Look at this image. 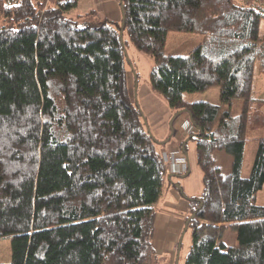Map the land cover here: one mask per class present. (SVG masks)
I'll return each mask as SVG.
<instances>
[{
	"label": "trees",
	"instance_id": "16d2710c",
	"mask_svg": "<svg viewBox=\"0 0 264 264\" xmlns=\"http://www.w3.org/2000/svg\"><path fill=\"white\" fill-rule=\"evenodd\" d=\"M79 0H0V238L9 264H148L169 172L164 150L127 85L123 32L155 60L152 88L187 113L204 190L190 198L185 264H264V137L242 175L250 126L264 121L253 95L264 74V0H119L122 23L72 14ZM170 30L203 41L167 55ZM219 85L233 115L185 92ZM160 145V146H159ZM215 150L233 155L223 173ZM186 154L185 150H180ZM237 244L223 241L226 229Z\"/></svg>",
	"mask_w": 264,
	"mask_h": 264
},
{
	"label": "rangeland",
	"instance_id": "374dc122",
	"mask_svg": "<svg viewBox=\"0 0 264 264\" xmlns=\"http://www.w3.org/2000/svg\"><path fill=\"white\" fill-rule=\"evenodd\" d=\"M91 19L93 18H90V20ZM93 20L94 22L96 21L95 19ZM103 21L105 20L101 19L100 22L98 21L97 24L103 23ZM108 22H114L115 23L114 25L116 27H118L117 25H120L119 18L110 19L108 20ZM260 35L261 37L264 36V19L261 21ZM123 38L125 40L126 51H127L125 68L127 72V85L129 88L130 95L133 99H135V103L141 106V110L143 113V121L145 122V124L147 119L150 127L154 129L152 131H154L155 135H157L155 131V126H158V128L160 129H162L163 126H165L166 124L165 121L169 115L168 110L170 108L169 107L170 105L168 100L161 93L154 91V89L151 86L150 75L155 65V60L149 54H146L135 47V45L131 42L130 36L126 30L123 32ZM202 41H203V36L200 34L185 30L182 31L170 30L167 35L165 51L167 55L187 56ZM254 78L255 80L253 83L254 84L253 95L257 98H264V74L256 71ZM184 99L186 101H209L220 104L221 112L215 121V125L218 124L220 115L223 111L230 109L233 115H238L242 112L243 109V99L241 98H234L232 100L231 106L228 103L224 102L221 99V92L219 85L212 86L203 91H194V92L187 91L184 93ZM262 109L264 111V106L262 107ZM170 135H172V130L170 131L168 137H170ZM262 137H264V121L255 124V126H250L245 141L244 161L242 167L243 176H248L251 172V168L255 159L259 142ZM187 141H188L187 156H189L192 165L195 168H197V171L194 170L192 178L197 179L199 178L200 174H202L201 171L202 169L197 161L196 142L194 139L189 138V136ZM164 144L165 142L160 145L162 146ZM212 155L216 165H218L221 168V171L223 173L226 174L231 171L232 163H233L232 154L228 153L225 150H215ZM257 203L264 205V186L261 190H259L257 194ZM222 239L227 245L237 244L236 233L232 228H228L225 230ZM182 243H183V247L181 249L182 252L180 255V263H178L179 261H177L178 258L176 259V262L178 264H185V257L192 243L191 231L185 234ZM11 258H12L11 238L10 237L0 238V264H9L11 262Z\"/></svg>",
	"mask_w": 264,
	"mask_h": 264
},
{
	"label": "crops",
	"instance_id": "0c3cea01",
	"mask_svg": "<svg viewBox=\"0 0 264 264\" xmlns=\"http://www.w3.org/2000/svg\"><path fill=\"white\" fill-rule=\"evenodd\" d=\"M89 11H94L90 16L96 20L94 22L91 19L94 24H97L98 21L100 22L101 19L108 21L116 18H119V24L122 23V9L119 0H79L77 7L71 13L76 15L85 14ZM133 100L135 102V99ZM168 112L169 115L165 121V126L162 129L155 126L157 135L152 131L154 129L150 127L147 119L146 126L159 142H165L164 145L160 146L161 150L166 152L185 150L187 156L188 135L185 133L182 123L189 116L187 113L176 115L171 107ZM171 130L172 135L168 137ZM187 159L188 167L186 173L182 175L168 174L164 178L161 195L155 203L154 253L148 264L180 263L181 249L183 247L182 240L185 234L191 231L190 229H186V219L191 213L190 198L199 197L204 190L203 171L201 170L202 174H200L199 178H194V180L192 176L194 170L197 171V168L192 165L189 156H187ZM177 258L178 263L176 262Z\"/></svg>",
	"mask_w": 264,
	"mask_h": 264
},
{
	"label": "built area",
	"instance_id": "2783aa9c",
	"mask_svg": "<svg viewBox=\"0 0 264 264\" xmlns=\"http://www.w3.org/2000/svg\"><path fill=\"white\" fill-rule=\"evenodd\" d=\"M191 121L189 117H186L182 123L184 130H191ZM165 160L169 164V170L171 172L180 173L187 169L188 159L186 154L182 153L180 150H173L166 152L164 151Z\"/></svg>",
	"mask_w": 264,
	"mask_h": 264
},
{
	"label": "bare ground",
	"instance_id": "6f19581e",
	"mask_svg": "<svg viewBox=\"0 0 264 264\" xmlns=\"http://www.w3.org/2000/svg\"><path fill=\"white\" fill-rule=\"evenodd\" d=\"M187 131H188V130H187ZM190 131H191V130H190ZM190 131H188V132L191 133ZM169 172H170L171 174H184V173L187 172V169L184 170L183 172H180V173L171 172L170 170H169Z\"/></svg>",
	"mask_w": 264,
	"mask_h": 264
}]
</instances>
